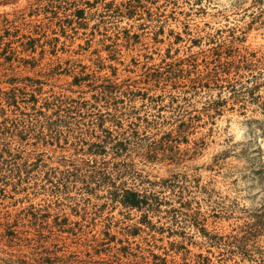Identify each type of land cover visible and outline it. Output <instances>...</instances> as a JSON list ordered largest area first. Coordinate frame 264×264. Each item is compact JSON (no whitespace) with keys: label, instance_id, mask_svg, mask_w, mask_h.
Returning <instances> with one entry per match:
<instances>
[{"label":"rangeland","instance_id":"rangeland-1","mask_svg":"<svg viewBox=\"0 0 264 264\" xmlns=\"http://www.w3.org/2000/svg\"><path fill=\"white\" fill-rule=\"evenodd\" d=\"M9 83L37 90V108L75 109L46 147L24 143L36 173L113 183L4 188L16 238L0 235V264H264V0H0V92ZM121 184L158 210L120 206ZM29 205L49 225L14 223Z\"/></svg>","mask_w":264,"mask_h":264},{"label":"trees","instance_id":"trees-1","mask_svg":"<svg viewBox=\"0 0 264 264\" xmlns=\"http://www.w3.org/2000/svg\"><path fill=\"white\" fill-rule=\"evenodd\" d=\"M79 13L81 14V12ZM9 86L8 90L0 92V195L3 196L2 192L6 187H10V191L15 192L19 186L28 183L30 177L35 176V174H38L41 179L40 185L35 183L39 187L38 190L45 192V195H51V197L61 193L67 194L70 189V183L73 186L79 183L85 189L91 188L93 184L102 187L113 183L110 175L98 174L102 172L101 170L95 169L81 176L79 168L75 166L62 171L57 170L58 168H50L36 173L38 169L46 166H41L37 163L36 156L33 158L32 154L26 155V160H23L25 159L23 158L24 154H26V150L23 148L24 143L31 140V136L34 135L36 144L46 147L47 140L51 137L47 136L45 132H48L49 135L52 134L55 138H59L63 134L62 129L69 127L65 119L74 118L72 114L74 108L71 107L72 101H68L70 102L68 103L64 100H59V98H45L43 101L41 100L43 104L38 109L37 104L40 103V93L37 90L30 89L29 98H27L26 89L16 87L11 83H9ZM24 86L25 88L27 87L26 84ZM23 109L30 110L31 113L23 112ZM41 109H45L47 112L54 109L53 112L56 113L54 115L56 118L53 120L48 117L50 119L42 121L40 117H47V115L40 111ZM96 139L100 140L99 138ZM109 141H112V139ZM126 141V138H122L119 141L109 142L108 144L112 145L117 156L127 151L128 144H126ZM103 144V141L94 142L88 151H90L92 146L101 147ZM101 151L105 152V148H102ZM92 155L96 154L93 153ZM88 158L96 162V157ZM30 159H34V161H30ZM90 162L91 160H85L83 165L89 167ZM96 176H102V178L96 179ZM48 184L50 187L46 188ZM120 187V189L115 190L113 197H116L115 201L118 199L120 206L129 210L148 214L156 212L162 203L157 197L139 194L131 189H126L123 184ZM25 188L26 186L23 189ZM22 212L24 217L23 215L22 217H17L14 223L22 220V223L27 222L30 227L42 226V224L49 225L41 219V217L45 216L41 208L37 209L35 206L29 205ZM9 225L4 219L0 220V235L3 238L10 236L11 239L9 241H13L12 239L16 238V234L8 230Z\"/></svg>","mask_w":264,"mask_h":264}]
</instances>
